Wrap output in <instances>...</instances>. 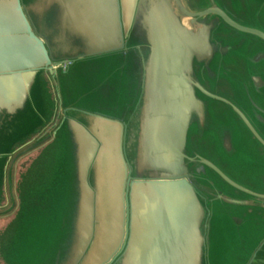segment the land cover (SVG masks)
<instances>
[{"label":"water","instance_id":"95a60500","mask_svg":"<svg viewBox=\"0 0 264 264\" xmlns=\"http://www.w3.org/2000/svg\"><path fill=\"white\" fill-rule=\"evenodd\" d=\"M235 49L252 65L211 90ZM101 59L105 106L70 101L71 70ZM58 132L71 196L44 264H220L222 237L264 264V0H0V228Z\"/></svg>","mask_w":264,"mask_h":264},{"label":"rangeland","instance_id":"374dc122","mask_svg":"<svg viewBox=\"0 0 264 264\" xmlns=\"http://www.w3.org/2000/svg\"><path fill=\"white\" fill-rule=\"evenodd\" d=\"M115 65L117 63L101 59L72 69L65 81V86L68 88L66 91H69L68 94L66 93L67 97H71L70 101L83 105L104 107L102 93H98L95 89L97 83L95 79L111 82L117 79L118 81ZM110 75L113 78L110 79ZM52 101L54 107L55 101L54 99ZM247 148L250 151L253 149L251 146ZM69 163L67 141L58 132L54 141L34 158L29 169L21 173L19 177L20 211L5 223L4 228H0V264H44L57 252L56 246L64 236L61 228L69 211L71 196ZM241 165L242 168L232 164L233 174L243 182L258 185L261 180L259 169L246 164ZM261 171L263 177L264 169ZM244 235L248 237L252 233L246 231ZM226 240L222 237L217 254L224 256L220 264H233L234 259L230 258L229 254L240 243L233 239L229 242V246H226ZM254 241L255 237L252 236L248 244Z\"/></svg>","mask_w":264,"mask_h":264},{"label":"flooded vegetation","instance_id":"af4514ba","mask_svg":"<svg viewBox=\"0 0 264 264\" xmlns=\"http://www.w3.org/2000/svg\"><path fill=\"white\" fill-rule=\"evenodd\" d=\"M219 52H221V51L219 50ZM258 57H256V58H258ZM243 60H246V62H247L246 64H249V66L252 65L250 60L246 56H244L243 53H241V51H238V49H235L230 53H224V52H222V54L217 53L213 58L214 64L217 65V63H218V68H220L221 66H223L225 64L226 67H229L228 70L229 71L231 70L232 74L226 70V67H224L223 69L220 70L221 75L219 77H217L216 81H212L211 79L208 78L209 79L208 84H209V87L211 88V90L218 91L220 88H222V84H224V82L226 80L225 78L227 76L233 77L234 74L240 73L239 66L241 65ZM252 60L257 61L254 58H251V61ZM202 70L203 69L200 66L197 67V73H199L198 75H200V74L202 75V72H203ZM202 76H203V79H205V80L207 79L204 77V75H202ZM223 93L226 95V94H228V91L224 90ZM208 124L209 123L207 121V125ZM198 134H199V136H198V138H199V137H201L202 132L198 133Z\"/></svg>","mask_w":264,"mask_h":264}]
</instances>
